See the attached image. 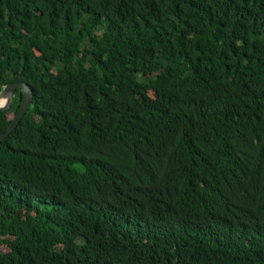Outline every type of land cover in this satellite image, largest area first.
Wrapping results in <instances>:
<instances>
[{"label":"trees","instance_id":"1","mask_svg":"<svg viewBox=\"0 0 264 264\" xmlns=\"http://www.w3.org/2000/svg\"><path fill=\"white\" fill-rule=\"evenodd\" d=\"M17 82L0 264H264V0H0Z\"/></svg>","mask_w":264,"mask_h":264},{"label":"water","instance_id":"2","mask_svg":"<svg viewBox=\"0 0 264 264\" xmlns=\"http://www.w3.org/2000/svg\"><path fill=\"white\" fill-rule=\"evenodd\" d=\"M18 89L22 94V100L20 102L18 111L11 120L10 125L6 131L0 135V143L6 139V137L14 130V128L18 126L31 104L32 92L30 87H28L26 84H22V82L7 84L0 90V98H4L6 100L4 106L0 107V112L10 110L14 92Z\"/></svg>","mask_w":264,"mask_h":264},{"label":"rangeland","instance_id":"3","mask_svg":"<svg viewBox=\"0 0 264 264\" xmlns=\"http://www.w3.org/2000/svg\"><path fill=\"white\" fill-rule=\"evenodd\" d=\"M150 95L153 96V93L151 92ZM13 116H14V114H13V113H10V114L8 115V119L11 121L12 118H13ZM18 214H22V212L19 211ZM2 250H3V251H7V249H6L5 247H2Z\"/></svg>","mask_w":264,"mask_h":264},{"label":"bare ground","instance_id":"4","mask_svg":"<svg viewBox=\"0 0 264 264\" xmlns=\"http://www.w3.org/2000/svg\"><path fill=\"white\" fill-rule=\"evenodd\" d=\"M0 101L3 102V103H0V107H1V106H4L6 100H5L4 98H0Z\"/></svg>","mask_w":264,"mask_h":264},{"label":"clouds","instance_id":"5","mask_svg":"<svg viewBox=\"0 0 264 264\" xmlns=\"http://www.w3.org/2000/svg\"><path fill=\"white\" fill-rule=\"evenodd\" d=\"M0 103H3L2 101H0Z\"/></svg>","mask_w":264,"mask_h":264}]
</instances>
